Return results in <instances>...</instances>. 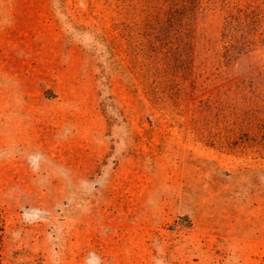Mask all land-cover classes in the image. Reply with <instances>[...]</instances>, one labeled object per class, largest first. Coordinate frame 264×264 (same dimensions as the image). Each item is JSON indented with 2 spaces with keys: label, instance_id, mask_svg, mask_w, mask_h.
<instances>
[{
  "label": "rangeland",
  "instance_id": "obj_1",
  "mask_svg": "<svg viewBox=\"0 0 264 264\" xmlns=\"http://www.w3.org/2000/svg\"><path fill=\"white\" fill-rule=\"evenodd\" d=\"M6 101L0 264L261 261L264 0H0Z\"/></svg>",
  "mask_w": 264,
  "mask_h": 264
},
{
  "label": "crops",
  "instance_id": "obj_2",
  "mask_svg": "<svg viewBox=\"0 0 264 264\" xmlns=\"http://www.w3.org/2000/svg\"><path fill=\"white\" fill-rule=\"evenodd\" d=\"M4 106H2V110H1V115H5L6 119H12V117L15 115L16 117H19L20 114H23L24 111H20L19 109L21 108L18 103H16V105L10 104L8 103V101L5 102V110L3 109ZM9 109H13L15 108V111H9ZM8 128V127H7Z\"/></svg>",
  "mask_w": 264,
  "mask_h": 264
},
{
  "label": "trees",
  "instance_id": "obj_3",
  "mask_svg": "<svg viewBox=\"0 0 264 264\" xmlns=\"http://www.w3.org/2000/svg\"><path fill=\"white\" fill-rule=\"evenodd\" d=\"M4 234H5V221L3 218L2 211H0V258H1V249L3 246ZM0 263H1V260H0ZM258 264H264V255Z\"/></svg>",
  "mask_w": 264,
  "mask_h": 264
}]
</instances>
